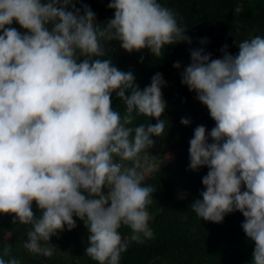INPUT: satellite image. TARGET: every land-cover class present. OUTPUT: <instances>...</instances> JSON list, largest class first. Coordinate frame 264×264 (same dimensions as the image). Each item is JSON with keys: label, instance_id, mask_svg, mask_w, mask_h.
Listing matches in <instances>:
<instances>
[{"label": "clouds", "instance_id": "obj_1", "mask_svg": "<svg viewBox=\"0 0 264 264\" xmlns=\"http://www.w3.org/2000/svg\"><path fill=\"white\" fill-rule=\"evenodd\" d=\"M107 6L114 16L101 25L74 0H0V213L31 226L23 244L30 254L51 257V237L75 229L74 217L90 233L85 254L98 264H119L129 246L122 226L137 243L154 238L148 209L156 189L144 181L159 160L150 152L153 137L168 126L161 119L166 81L156 73L141 90L133 71L103 57L112 41L128 53L147 49L162 58L167 46L192 40L178 13L158 0ZM238 47L232 55L225 44L217 59L192 49L181 73L215 121L210 132L198 125L189 141L190 170L208 168L202 199L190 206L213 223L241 212L255 245L251 264H264V37ZM113 93L124 103L123 115L113 108ZM134 114L156 123L132 126ZM0 264L21 260L6 247Z\"/></svg>", "mask_w": 264, "mask_h": 264}, {"label": "trees", "instance_id": "obj_2", "mask_svg": "<svg viewBox=\"0 0 264 264\" xmlns=\"http://www.w3.org/2000/svg\"><path fill=\"white\" fill-rule=\"evenodd\" d=\"M76 8L89 6L96 14L98 24H105L113 18L114 10L108 8L110 0H74ZM163 6L178 13L179 22L187 28L186 35L192 40L167 46L162 58H157L145 49L141 52L128 53L119 47V42L106 45L103 58H110L122 71H133L135 83L143 90L150 85L151 78L161 73L166 81L162 87L166 109L161 119L168 121L162 137H153L155 146L151 155L161 149H184V154L175 164H164L152 170L153 203L149 212L153 219L149 222L154 238L143 243L131 240L132 231L122 226L118 231L122 239H128V249L121 254L119 264H251L254 243L245 235L241 225L244 217L236 211L225 216L223 222L213 223L198 217L191 204L202 199L200 192L205 190L202 177L208 172L207 167L198 171L189 168V141L194 129L203 125L210 132L215 121L210 117L206 106L181 83V73L191 62L190 50L204 48L213 59L221 58L220 49L227 44V51L232 55L239 52L238 44L257 35L264 37V0H158ZM241 7L240 13L235 8ZM68 10H71L69 7ZM13 27L24 31L19 24ZM207 38L205 44L200 40ZM143 57V62H141ZM179 62L176 69L173 64ZM113 108L122 115L125 111L123 101L115 93L112 95ZM135 116V114H134ZM191 121L188 126L181 124V119ZM140 123L155 124L156 120L135 116L133 125ZM211 142V140H209ZM157 158H160L157 156ZM191 187L185 193L186 187ZM188 189V188H187ZM182 190L185 195L178 198ZM243 190V189H242ZM33 212L40 214L35 202ZM12 214L0 213V256L6 247H10L13 256L21 264H98L85 254L89 236L83 221L74 217L77 227L71 231L65 228L58 235L52 236L50 243L53 255L44 257L30 254L24 249L30 225L13 224ZM5 260L8 257H3Z\"/></svg>", "mask_w": 264, "mask_h": 264}, {"label": "rangeland", "instance_id": "obj_3", "mask_svg": "<svg viewBox=\"0 0 264 264\" xmlns=\"http://www.w3.org/2000/svg\"><path fill=\"white\" fill-rule=\"evenodd\" d=\"M185 150L181 149V148H177L174 147L173 149H161L160 151H158V153L156 154V157H160L159 160H157L155 162V166L152 167L148 172L145 173V181L144 183L149 185L151 183V181L153 180V174H152V170L156 169V167H159L161 165L164 164H175L178 162V160L180 159V157L184 154ZM188 188V189H187ZM191 189V187L188 185V187H186L185 193L189 192V190ZM185 193L182 190H179L178 192V198H181L182 196L185 195ZM153 217V215H152Z\"/></svg>", "mask_w": 264, "mask_h": 264}]
</instances>
